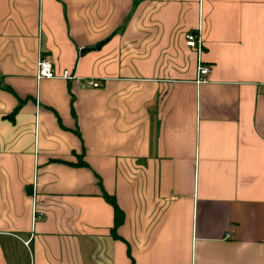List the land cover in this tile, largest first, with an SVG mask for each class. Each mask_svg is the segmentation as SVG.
I'll list each match as a JSON object with an SVG mask.
<instances>
[{"label":"crops","instance_id":"obj_1","mask_svg":"<svg viewBox=\"0 0 264 264\" xmlns=\"http://www.w3.org/2000/svg\"><path fill=\"white\" fill-rule=\"evenodd\" d=\"M0 264H264V0H0Z\"/></svg>","mask_w":264,"mask_h":264},{"label":"built area","instance_id":"obj_2","mask_svg":"<svg viewBox=\"0 0 264 264\" xmlns=\"http://www.w3.org/2000/svg\"><path fill=\"white\" fill-rule=\"evenodd\" d=\"M184 36L187 45L193 47L197 55V81H204L209 73V65L201 60V53L203 51V40L201 38L200 29L196 28L188 30L185 32ZM35 75L37 79L43 77H62L66 79L75 78L78 79L79 85L81 87H97L100 85L99 80L92 77H80L74 71L68 68H63L60 72H56L51 59L43 53H40L37 58ZM24 242L28 243V240H24Z\"/></svg>","mask_w":264,"mask_h":264},{"label":"trees","instance_id":"obj_3","mask_svg":"<svg viewBox=\"0 0 264 264\" xmlns=\"http://www.w3.org/2000/svg\"><path fill=\"white\" fill-rule=\"evenodd\" d=\"M105 195V197H107V199L113 204V206H114V211H115V223H114V225L116 226V225H118L120 222H121V220H122V210H121V208L118 206V204H117V202H116V199H115V197L113 196V194H109V193H105L104 194Z\"/></svg>","mask_w":264,"mask_h":264},{"label":"water","instance_id":"obj_4","mask_svg":"<svg viewBox=\"0 0 264 264\" xmlns=\"http://www.w3.org/2000/svg\"><path fill=\"white\" fill-rule=\"evenodd\" d=\"M99 44H100V43H98L97 45H99ZM84 50H85V49H84V48H82V49H81V52H83Z\"/></svg>","mask_w":264,"mask_h":264}]
</instances>
